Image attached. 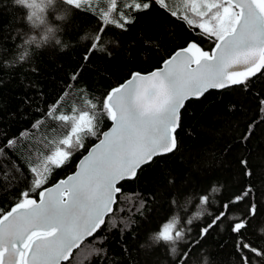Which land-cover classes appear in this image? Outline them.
Segmentation results:
<instances>
[{
    "label": "trees",
    "instance_id": "obj_1",
    "mask_svg": "<svg viewBox=\"0 0 264 264\" xmlns=\"http://www.w3.org/2000/svg\"><path fill=\"white\" fill-rule=\"evenodd\" d=\"M165 1L153 0L149 9L136 11L128 6L130 0H117L116 10L110 12L112 23L105 25L97 40L104 11L113 0L80 8L57 0V9L47 14L50 22L60 26V43H56L34 40L33 29L25 22L26 10L13 0H0V216L19 202L20 193L32 190L30 197L38 199V192L76 170L99 141L97 136L111 126L101 102L133 73L160 68L190 40L208 52L213 49L215 38L181 15H172V9L187 5L182 0ZM118 11L124 12L123 19L133 21L125 26L127 30L116 26L123 22ZM94 43L95 50L85 59ZM89 101L96 109H90ZM262 102L264 69L239 86L188 101L176 133V150L155 158L135 179L120 184L114 213L65 264H176L171 248L182 254L198 239L199 244L191 248V264H242L238 241L264 252ZM54 105L56 110L48 115ZM83 110L95 112L97 136H86L88 145L54 169V180L33 190L35 177L30 169L51 155L52 141L70 129L54 117ZM246 191L249 194L232 207L231 216L242 218L254 205L257 214L248 216L251 227L236 234L229 228L234 221L226 220L200 239L199 228L210 222L220 204ZM203 195L209 197L207 204L201 203ZM172 216L180 222L177 227L184 226V238L175 245L154 240L158 226ZM244 255L251 264H264V256Z\"/></svg>",
    "mask_w": 264,
    "mask_h": 264
},
{
    "label": "snow or ice",
    "instance_id": "obj_2",
    "mask_svg": "<svg viewBox=\"0 0 264 264\" xmlns=\"http://www.w3.org/2000/svg\"><path fill=\"white\" fill-rule=\"evenodd\" d=\"M64 2L81 7V0ZM152 2L141 0L128 6L145 11ZM112 7L116 8L115 2ZM200 7L206 11H199ZM190 10L200 18L199 22L187 15L181 18L215 38L211 54L190 40L187 47L177 50L165 61L162 70L147 75L133 73L100 104L101 111L114 121L110 132L97 136L94 111H73L54 117L69 124L70 129L59 141L63 147H57L46 158L52 165L59 167L73 151L83 148L85 136H97L99 143L88 150L89 155L81 161L77 174L38 192L39 203L30 198L29 192H22L19 202L0 216V264H60L61 260H67L72 249L79 247L82 237L91 235L104 223L105 214L112 210L115 194L121 191L115 186L117 182L134 176L137 168L151 161L153 156L176 148L173 133L179 126V110L187 99L198 98L209 88L245 83L264 69V0H203L199 5L192 0ZM36 14L34 10L33 15ZM172 15L177 13L172 12ZM117 16L123 19L122 12L118 11ZM102 19L97 40L105 25L112 23L107 14ZM132 22L123 19L116 26L127 30L125 26ZM95 47L94 43L85 59ZM88 104L90 109L97 107L91 101ZM55 107L49 109L48 115ZM45 170L50 172L47 164ZM30 172L35 177L33 190L41 188L47 177H42L35 167ZM246 174L251 175L250 172ZM248 194L246 191L222 202L210 222L199 228V238H205L210 230L220 227L226 220L234 221L229 228L236 234L251 227L248 216L257 214L254 205L242 218L231 216L232 207ZM200 199L202 204L209 202L208 195ZM179 223L176 216L165 219L153 239L175 245L184 238V226L177 227ZM199 242V239L192 241L182 254L172 247V253L177 256L176 264H191L190 254L194 255L191 248ZM237 251L241 253L242 264H251L245 252L264 256V252L249 242L238 241Z\"/></svg>",
    "mask_w": 264,
    "mask_h": 264
},
{
    "label": "clouds",
    "instance_id": "obj_3",
    "mask_svg": "<svg viewBox=\"0 0 264 264\" xmlns=\"http://www.w3.org/2000/svg\"><path fill=\"white\" fill-rule=\"evenodd\" d=\"M57 0H13L15 6L23 7L27 15L25 16V22L30 29H33V39L42 42L60 43L58 38L59 24L50 22L48 18V12L55 7ZM34 10H37V14L33 15ZM58 20L59 17L57 16ZM40 43H37V47H40Z\"/></svg>",
    "mask_w": 264,
    "mask_h": 264
},
{
    "label": "water",
    "instance_id": "obj_4",
    "mask_svg": "<svg viewBox=\"0 0 264 264\" xmlns=\"http://www.w3.org/2000/svg\"><path fill=\"white\" fill-rule=\"evenodd\" d=\"M199 46V45H198ZM200 47V46H199ZM201 48V47H200ZM214 48V47H213ZM202 49V48H201ZM203 51H206V50H204V49H202ZM213 51V49L209 52L210 54H211V52ZM206 52H208V51H206ZM169 59V58H168ZM167 59V60H168ZM166 60V61H167ZM164 66H165V62L162 64V66L160 67V68H158V69H156V70H154V71H160V70H162L163 68H164ZM192 67L194 68L195 67V64H193L192 65ZM262 70L263 69H261V71L260 72H257L256 73V75L255 76H257L258 74H260L261 72H262ZM154 71H152V72H154ZM152 72H150V73H152ZM150 73H141V74H143V75H147V74H150ZM255 76H251V77H255ZM251 77H249V78H251ZM131 78V77H130ZM129 78V79H130ZM128 79V80H129ZM127 80V81H128ZM124 84V83H123ZM122 84V85H123ZM121 85V86H122ZM239 85H241V84H229L227 87H223V88H209L202 96H199L198 98L197 97H191V98H189V99H187L185 102H184V106L179 110V126L175 129V132L173 133V136L175 137V140H176V148H177V139H176V133H177V131L179 130V127H180V121H181V113H182V110L184 109V107H185V105H186V103L188 102V101H190V100H199V99H201L203 96H205L208 92H210V91H213V90H215V91H221V90H224V89H228V88H231V87H235V86H239ZM111 120V119H110ZM115 125H114V121H112L111 120V126H110V128L109 129H107L106 131H104L103 133H106V132H110L111 131V129L114 127ZM99 143V141L96 143V144H98ZM95 144V145H96ZM176 148L172 151V152H167V153H162V154H159V155H155V156H153V158H152V160L151 161H149L148 163H144V164H141V166L139 167V168H137V170H136V173H135V175L134 176H132V177H129V178H125V179H122V180H120V181H118L117 182V184L115 185L117 188H119V186H120V184H122L124 181H129V180H133V179H135L136 177H137V174H138V172L143 168V167H145V166H147V165H149L155 158H158V157H161V156H166V155H169V154H171V153H173L175 150H176ZM87 155H89V151L87 152V154H85L83 157H82V159L78 162V164H77V167H76V170L72 173V174H70L69 176H67L66 178H63V179H61V180H59V181H63V180H66L67 178H69V177H71V176H74L75 174H77L81 169H80V163H81V161L84 159V157L85 156H87ZM59 181H57V182H59ZM56 182V183H57ZM55 183V184H56ZM55 184H53V185H51L50 187H48V188H52V187H54L55 186ZM121 192L122 191H120V192H118V193H116L115 194V197H114V200H115V202L113 203V205H112V210L110 211V212H108V213H106L105 214V216H104V223L103 224H101L100 225V227L99 228H97L91 235H85V236H83L82 237V239H81V241H80V243H79V247H74L73 249H72V251H71V253L69 254V258L67 259V260H61L60 261V264H65V263H67V262H69L70 260H71V258H72V256H73V254L87 241V240H89L90 238H92L99 230H100V228L102 227V226H104L105 225V223H106V220H107V218L109 217V216H111L113 213H114V210H115V206H116V204H117V200H118V196L121 194ZM30 198H32V199H35L36 201H37V203H39V197H38V199H36L35 197H30ZM65 199H67V197H65Z\"/></svg>",
    "mask_w": 264,
    "mask_h": 264
},
{
    "label": "rangeland",
    "instance_id": "obj_5",
    "mask_svg": "<svg viewBox=\"0 0 264 264\" xmlns=\"http://www.w3.org/2000/svg\"><path fill=\"white\" fill-rule=\"evenodd\" d=\"M104 1H107V0H86V2H85V0H81V7H83V6H91V4H93V3H95V5H99L101 2H104ZM131 2H130V4H134V3H136V2H140V0H130ZM113 2H115L116 3V8H117V0H113ZM113 2L111 3H109V4H111V6L110 7H108L107 9H106V11H104V15L105 14H107V18L108 19H110V12H112L113 10H116V8L115 9H113V7H112V4H113ZM182 2L183 3H185V5H187V8L186 9H184V7L181 5V8L183 7V10H181V8H180V10L178 9V10H173L172 9V11L173 12H176L177 13V15H181V16H185V15H187L188 16V18H189V16H190V19H192L193 21H195V22H199V17H197L191 10H190V6H191V3H192V0H182ZM162 3H165V4H167L166 3V1L165 0H163V2ZM196 3L199 5V4H202L203 3V0H196ZM102 10H103V7H100ZM184 10H186V11H184ZM198 10L199 11H206V9H204V8H202V7H200V8H198ZM95 11V10H94ZM96 12V11H95ZM187 12V13H186ZM194 14V16H192ZM101 15V14H100ZM95 125H96V123H95ZM97 129V125H96V128H95V130ZM100 128H98V130H99ZM64 137H62V138H58V139H55L54 141H52V147H53V149L51 150V154L55 151V149L57 148V147H63L62 145H60L59 144V141L61 140V139H63ZM83 144H84V147L83 148H78V149H76L75 151H77V150H79V149H84L87 145H88V143H87V140H86V136H85V138L83 139ZM75 151H73L72 152V155L75 153ZM71 155V156H72ZM71 156L66 160V161H64L59 167H61L64 163H66L70 158H71ZM45 164H47V168L48 169H50V172H48V171H46L45 170ZM43 168H44V170H43ZM55 168H58V167H56L55 165H52L50 162H47L46 161V159H43V161L39 164V166L36 168L37 169V171H39V172H41L42 173V177L43 176H46L47 177V180H46V182H42V186H45V185H48L50 182H52L53 180H54V174H53V171H54V169Z\"/></svg>",
    "mask_w": 264,
    "mask_h": 264
},
{
    "label": "bare ground",
    "instance_id": "obj_6",
    "mask_svg": "<svg viewBox=\"0 0 264 264\" xmlns=\"http://www.w3.org/2000/svg\"><path fill=\"white\" fill-rule=\"evenodd\" d=\"M122 2V1H121ZM127 2V1H126ZM57 3V2H56ZM55 8V7H54ZM66 8V7H65ZM55 9H57V8H55ZM86 9V8H85ZM89 9V8H88ZM87 10V9H86ZM98 10V9H97ZM96 10V11H97ZM88 11V10H87ZM123 12V11H122ZM91 13V12H90ZM124 13V12H123ZM115 14V13H114ZM113 14V15H114ZM58 15V14H57ZM125 15V14H124ZM52 16V15H51ZM111 16H112V14H111ZM192 16H194V14L192 15ZM114 17V16H113ZM182 17V16H181ZM51 18V17H50ZM55 18H56V16H55ZM210 38V37H209ZM214 38V37H213ZM214 40V39H213ZM214 44V43H213ZM179 50V49H178ZM173 55V54H172ZM49 108H52V107H49ZM70 108V107H69ZM77 108V107H76ZM56 110V109H55ZM46 116V115H45ZM23 137V136H22ZM29 140V139H28ZM26 142V141H25ZM46 152V151H45ZM47 153H49V152H47ZM43 170H44V168H43ZM30 184V183H29ZM31 184H32V182H31ZM29 187V186H28ZM48 187V186H47ZM25 189V188H24ZM29 190V189H28ZM27 190V191H28ZM41 190V189H40ZM32 191V190H31ZM31 191H29V192H31ZM253 205V204H252ZM189 218V217H188ZM194 220V219H193ZM200 221V220H199ZM184 222V221H183ZM187 227V226H186ZM189 229V228H188ZM191 229V228H190Z\"/></svg>",
    "mask_w": 264,
    "mask_h": 264
}]
</instances>
